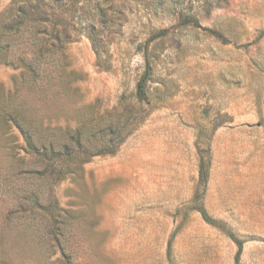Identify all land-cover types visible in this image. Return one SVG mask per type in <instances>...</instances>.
Listing matches in <instances>:
<instances>
[{"label":"rangeland","instance_id":"obj_1","mask_svg":"<svg viewBox=\"0 0 264 264\" xmlns=\"http://www.w3.org/2000/svg\"><path fill=\"white\" fill-rule=\"evenodd\" d=\"M11 3L0 0V13ZM91 9L82 26L94 22L108 68L87 32L68 44L70 84L45 96H31L18 85L20 69L0 64V108L20 106L52 125H99L130 104L127 131L135 130L115 154L47 186L69 215L70 264H264V0H115L105 22ZM161 29L166 35L148 42ZM146 50L152 74L138 102ZM21 144L15 127L6 133L0 123V226L27 181L17 175ZM202 154L211 169L201 201L222 228L197 209ZM11 229L20 249L11 264H55L56 255H33L18 224ZM227 231L244 241L239 262Z\"/></svg>","mask_w":264,"mask_h":264},{"label":"trees","instance_id":"obj_2","mask_svg":"<svg viewBox=\"0 0 264 264\" xmlns=\"http://www.w3.org/2000/svg\"><path fill=\"white\" fill-rule=\"evenodd\" d=\"M87 5L92 7L89 16L94 21L105 22L107 10L115 7V0H12L0 13V64L20 69L18 85H28L31 96L38 98L37 91L45 96L50 89L60 90L70 84L68 76L72 71L68 70L67 48L82 32H87L96 50L97 64L108 68L103 56L104 41L95 33L94 22L82 26L81 16ZM166 32V29L154 31L148 42L165 36ZM145 59V71L136 84L138 102L147 100V87L152 74L147 50ZM121 104L120 111L104 114L99 125L91 119L77 126L46 123L43 117L30 111L27 113L28 110L20 106L3 105L0 108V123L5 132L13 126L23 139L20 147H23L24 153L18 157L17 175L27 180L26 184L17 185L24 190L16 191L19 205L10 206L5 216L3 213L0 226L1 262L11 264L12 256L20 255V249L11 235L12 226L18 224L24 233L29 234L32 253L37 259H50L56 255L53 263L70 264L71 255L63 247L62 238L69 215L64 214L51 190L46 194L47 186L63 181L96 155L118 151L135 130L131 128L127 131L130 104ZM210 169V157L200 155L195 201L203 218L211 225L222 228L224 224L213 218L201 201L207 189ZM12 213L23 220L14 221ZM227 232L238 245L236 261L239 262L244 241L232 231Z\"/></svg>","mask_w":264,"mask_h":264}]
</instances>
